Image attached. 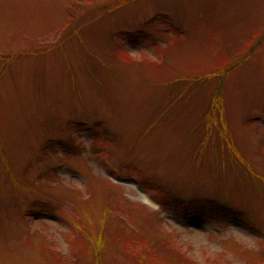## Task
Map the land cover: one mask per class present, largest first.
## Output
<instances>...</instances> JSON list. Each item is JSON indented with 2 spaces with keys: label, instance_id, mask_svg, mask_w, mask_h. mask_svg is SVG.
I'll use <instances>...</instances> for the list:
<instances>
[{
  "label": "rangeland",
  "instance_id": "1",
  "mask_svg": "<svg viewBox=\"0 0 264 264\" xmlns=\"http://www.w3.org/2000/svg\"><path fill=\"white\" fill-rule=\"evenodd\" d=\"M264 264V0H0V264Z\"/></svg>",
  "mask_w": 264,
  "mask_h": 264
},
{
  "label": "trees",
  "instance_id": "2",
  "mask_svg": "<svg viewBox=\"0 0 264 264\" xmlns=\"http://www.w3.org/2000/svg\"><path fill=\"white\" fill-rule=\"evenodd\" d=\"M193 263H195V264H196L197 262H193Z\"/></svg>",
  "mask_w": 264,
  "mask_h": 264
}]
</instances>
